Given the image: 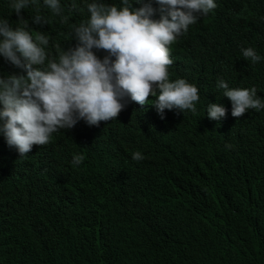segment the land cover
<instances>
[{"label":"clouds","instance_id":"9594fccd","mask_svg":"<svg viewBox=\"0 0 264 264\" xmlns=\"http://www.w3.org/2000/svg\"><path fill=\"white\" fill-rule=\"evenodd\" d=\"M257 1L0 0V133L14 156L42 153L41 172L66 198L65 211L42 219L72 238L60 247L36 227L20 260L78 264L73 240L118 227L149 251L146 264H167L180 238L203 240L185 226L207 230L219 215L259 209L264 54L231 50ZM56 16L73 40L53 55ZM239 154L244 188L210 191ZM119 176L135 190H119ZM207 199L208 212H191ZM101 212L108 223H92Z\"/></svg>","mask_w":264,"mask_h":264},{"label":"trees","instance_id":"16d2710c","mask_svg":"<svg viewBox=\"0 0 264 264\" xmlns=\"http://www.w3.org/2000/svg\"><path fill=\"white\" fill-rule=\"evenodd\" d=\"M28 12L32 16L39 14L44 17L46 14L44 9L39 10V13L34 9ZM64 14L69 15L65 9ZM252 15L246 32L240 35L231 49L233 57L242 54V48L249 47L259 56L264 54V0L255 3ZM56 18L59 25L49 44L53 55L56 54V44L66 49L73 40L68 23H61L59 16ZM15 151V148L7 144L3 133H0V264H27L20 260L18 252L27 245L29 234L36 227L37 236L60 247L66 246L72 240L67 233L59 228L49 227L48 222L42 219V214L52 219L65 211L66 207L65 196L53 186L49 176L40 170L42 153L32 150L21 157L19 153L14 156ZM83 166L94 175L95 167L92 161L85 159ZM247 171L248 164L242 162L239 154L230 166L225 167L219 183L209 190L240 191L244 188ZM54 178L59 181L62 176L57 173ZM117 183L119 190L123 192L135 190L133 179L119 176ZM256 197L259 209L248 205L241 220L219 215L217 219L224 221L217 227L206 230L197 229V226H185L188 232L203 240L180 238L175 252L168 251L163 254L168 260L167 264H264V177ZM209 207L210 201L207 199L192 208L191 212L206 213ZM27 212L39 215L26 219L23 214ZM108 221L106 213L101 212L91 222ZM90 235L95 241L75 239L71 242L78 264H136L138 260L146 264L149 251L135 248V238L129 233L122 234L118 227L109 233L94 229ZM182 247H187V251L182 253Z\"/></svg>","mask_w":264,"mask_h":264}]
</instances>
